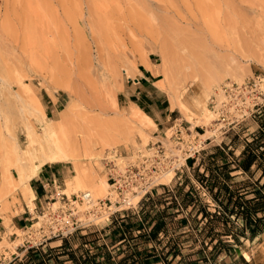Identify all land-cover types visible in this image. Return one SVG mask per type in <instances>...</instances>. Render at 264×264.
Here are the masks:
<instances>
[{"label":"rangeland","instance_id":"374dc122","mask_svg":"<svg viewBox=\"0 0 264 264\" xmlns=\"http://www.w3.org/2000/svg\"><path fill=\"white\" fill-rule=\"evenodd\" d=\"M147 54L161 68L158 86L167 92L169 103L167 86L173 82L171 86L180 89L184 110L174 108L175 121L162 130L153 126L143 133L128 122L134 104H125L122 92L130 83L127 81L136 63ZM163 57L168 62L166 67L161 62ZM234 74L238 79H233ZM256 76L261 78L260 87L264 89V0H0V166L9 165L8 176L0 178V204L18 190L31 210L33 205L27 198L31 190L26 181L49 158L62 161L75 156L83 171L84 182L77 186L74 164L61 162L71 172L63 190L57 193L69 197L92 188L106 179L101 159L105 151L114 149L119 152L115 163L121 166L135 152L150 154L156 147L166 156L163 174L171 173L172 177L166 180L161 174L153 180V189L179 181L185 168L181 150L184 143L178 146L172 123L179 124L185 143H195L199 152L206 139L224 136L216 120L202 121L204 107L211 112L209 97L213 88L225 83L240 84ZM56 92L62 99L46 112L45 96L52 98ZM250 121V116L241 121L243 134L252 129ZM56 122L58 127L47 131ZM89 127L106 128L108 140L107 146L97 144L90 152L92 159L84 157L77 140L86 135ZM86 137L93 143L100 140L96 134ZM174 160L177 162L171 163ZM23 189L27 196L21 192ZM74 206L75 218L84 228L66 236L68 248L74 244L72 250L82 255L92 241L91 251L96 252L99 249L94 248L100 244L90 239L85 240L86 247L82 246V234L88 239L92 234H102L108 224L106 213L94 210L91 216L77 208L83 204ZM57 207L63 211L67 205L53 196L33 215L30 223H37L32 228L48 222L50 210ZM195 221L194 240L190 239L193 233L189 240H180L181 234L172 224L168 237L172 240L162 236L158 244L149 241L136 246L159 253L161 259L154 264H185L187 259L183 257L198 263L201 258L211 261L209 253L216 241L202 240L196 229L203 227L204 221ZM207 226L213 228L215 239L224 238V228L230 229L217 220ZM41 227V233L48 234L47 226ZM83 230L92 231L86 234ZM10 233L8 229L6 234ZM25 233L13 230L9 238L6 234L1 237L0 262L8 263L19 246H26L22 242ZM57 238L60 237L46 240ZM171 241L177 243L179 254L174 258L167 255L164 260ZM221 255L215 256V263Z\"/></svg>","mask_w":264,"mask_h":264},{"label":"crops","instance_id":"0c3cea01","mask_svg":"<svg viewBox=\"0 0 264 264\" xmlns=\"http://www.w3.org/2000/svg\"><path fill=\"white\" fill-rule=\"evenodd\" d=\"M159 74L162 75L160 66L156 65L154 59L147 54L144 60L140 59L136 63L133 76L127 81L130 83L125 86L124 91L122 92L124 103L134 104L130 112H133L134 109H139L145 116L152 120V127L155 126L156 130H162L168 123L176 119L174 117V108L170 107L167 92L158 86V82L162 80V78H158ZM134 79H136V82L133 81ZM165 94L167 95L168 100ZM45 97L46 100L44 106L46 112L47 110H53L59 100L62 99L61 94H58L57 92L53 93L52 98L47 95ZM250 123L252 124V129L242 135V137H245L244 139L246 141L250 140L248 134L257 127L256 123L252 120ZM202 145L203 147L199 152L194 154L193 157H188L185 160V168L181 170L182 177L179 181H173L170 185V187L173 186L171 192H164V187L162 186L153 189L154 198L149 202V205L145 207V209H149L147 214L148 217H146L148 221L150 220V222H152L153 219L160 216L159 219L164 223L166 228V233L163 236L165 239H168L169 235H171L169 229L172 224L178 228L177 233L181 234L180 240H189V235H191V233H193L192 237L195 236V230H193L192 224L194 226V223H196L195 219L198 220L199 223H202L205 219H200L201 213L196 212V209L191 211L192 207L196 206L194 203H190L189 205L182 203V195L186 191H188L187 194L192 195V193H194L197 195L199 203L206 211H214V202H212L205 191V188L210 184L206 177L208 175L212 176L216 173L214 164L217 165L231 161L232 157L239 154L243 148V139L239 138V141L236 142L230 141L226 136H222L218 140L208 138ZM212 161L214 163H212ZM70 172L71 170L69 167L61 162H45L39 166L35 174L30 176L26 181L27 186L33 193V206L31 210L27 203L23 201L20 191L17 190L12 197H5L4 202L0 204V239L6 234L8 229L11 233L6 234L7 238L13 235V230H21L26 227L34 218L33 215L39 212V210L43 208L53 196H55V192H57V190H63L64 182L70 177ZM240 173L241 170L228 172V174L232 176L233 181L242 179L240 176L237 177ZM199 176L201 178L203 177L202 185L197 180ZM215 190L216 187H213V191ZM135 212L136 210L126 212V219L121 220L120 223L116 222L118 226L114 224L109 226V223H106V228L103 229L102 234L95 233V237L93 234L90 236L88 235L90 238L88 239V237H85L83 240L96 239L95 245L100 244L99 248H101V245H105L110 253H113L114 251H117L116 253H118L119 248L124 247L123 245L119 246L124 240L123 238L117 240L111 245H108L107 243L111 240L114 233H122V236L128 233L126 232L124 234V231L120 226L122 225L121 222H129L127 227L130 228V225L132 226V235H135L139 231H143V223L147 222L143 216L144 210L140 211L143 221L138 214H135ZM261 222L264 224V219H261ZM91 231L92 230L84 231V233L89 234ZM196 231L198 232L199 228L196 229ZM110 232L112 234H110ZM158 234L159 237H162L163 235L161 233ZM221 237L222 236H219V239L223 241H231L233 238L232 232H225V235L223 236L224 238ZM234 238H236V243L227 244V246H229L228 248L225 249V246L219 247V250H221L219 255L222 253L223 255H221L218 262L214 264H264V229L256 231L255 233H251L250 230L248 231L246 229L242 233L236 234ZM206 239H209V237H206ZM65 240L68 242V237H65ZM61 242L62 240L60 238L48 241L45 240L29 253L27 252V247L19 246L16 249L17 252L11 257L7 264H71L66 263V261L56 263L54 262L53 257L46 260L44 259L47 255L52 256V254L56 253L49 250L47 255H43L46 250L59 246ZM187 242L189 241H186V243ZM203 243L206 244L207 242L203 241ZM90 244L94 243H88V252L93 253ZM180 244L183 245L184 242L181 241ZM81 245L86 247V244ZM73 247H75L74 244L71 245V249ZM99 248H94V251ZM223 250H226L227 252ZM31 253H33L35 259L38 258L41 261L33 262L31 260V262H26V259L31 256ZM120 255H122V253L117 257Z\"/></svg>","mask_w":264,"mask_h":264},{"label":"trees","instance_id":"16d2710c","mask_svg":"<svg viewBox=\"0 0 264 264\" xmlns=\"http://www.w3.org/2000/svg\"><path fill=\"white\" fill-rule=\"evenodd\" d=\"M250 119L257 125V127L248 134L250 140L246 141L244 139L245 137L241 136L245 129L242 127L241 123L236 125L233 129L226 131L224 136L228 137L230 141L237 142L239 141V138L243 139V148L237 156L232 157L231 161L217 165L214 164L216 173L212 176L208 175L206 177L210 184L205 188V191L212 202H214V211H206L199 203L196 194H187L188 191H186L182 195V203L185 205L194 203L196 206L192 207L191 211L196 209V212L201 213L200 219H205L203 227L199 228V231L197 232L201 235L202 240L209 237V243L213 240L216 241L212 244L210 249L211 252L209 254L211 255V261L207 258H201L200 263H198V260L194 258L183 257V260L187 259L185 264H214L215 256L221 252L219 247L225 246L226 249L229 247L227 244L235 243L236 238H234V236L236 234L242 233L246 229L248 231L250 230L251 233L264 229V224L261 222V219H264V104L251 114ZM237 131L241 134L239 135ZM212 163L214 162L212 161ZM233 170H241V173L237 175V177L240 176L242 179L233 181L232 176L228 174L229 171ZM197 180L202 185L203 177L201 178L199 176ZM161 186L164 187V192H171L173 189V186L170 187V185ZM213 187H216L215 191H213ZM153 198L154 194L152 196L143 197L138 202L135 214H138L140 219H142L140 211L144 210L143 216L147 221L143 223V231H139L135 235H132V226L130 225V228H128L127 225L129 222L123 223L122 221V225L120 226L123 229L124 234L126 232L128 233L124 236H122V233H114L111 240L108 241L107 244L111 245L119 239H124L119 244V246L123 245L124 247L119 248L118 253L112 255L106 249L105 245H101V248L96 252L89 253V249L86 248L83 249L82 255H76L74 250L68 248V243L66 242L65 237H60L62 240L60 245L55 248L47 249L43 255H47L49 250L56 253L52 254V256L47 255L44 259L46 260L53 257L54 262L56 263H62L67 260L70 261L71 264H154L158 259H161L159 253L155 252L152 248L149 250H140L136 246L137 243L149 241L158 244L161 239L158 233L163 234L162 236L166 233L164 223L159 219L160 216H157L152 222H150V220L148 221L146 218L148 217L147 214L149 209H145V207L149 205V202ZM126 217L127 216L125 215L122 218H111L109 226L111 224L118 226L116 222L120 223V221L126 219ZM212 220L220 221L222 227H230V229L226 228V230L224 228V231L226 233H229L230 231L232 232L233 238L231 241H223L219 239V237L218 239H215L217 235L214 234L213 228L207 226ZM110 234L112 233L110 232ZM82 239H85V234H82ZM172 239L173 238L167 240ZM190 239L194 240L195 238L191 237ZM83 241L84 244L87 243V241ZM167 244L169 245V248L165 252V255H163L164 257L162 259L164 260H166L167 255L174 258L179 254L177 243L171 241ZM36 247H27V252H31ZM120 253H122V255L117 257ZM160 254H162V252H160ZM57 257L64 258L61 259ZM31 260L33 262L41 261L38 258L35 259L33 253H31V256L26 259V262H31Z\"/></svg>","mask_w":264,"mask_h":264},{"label":"built area","instance_id":"2783aa9c","mask_svg":"<svg viewBox=\"0 0 264 264\" xmlns=\"http://www.w3.org/2000/svg\"><path fill=\"white\" fill-rule=\"evenodd\" d=\"M133 81L136 82V79ZM260 81L261 78L256 76L240 84L225 83L213 88L209 97L210 108L215 115L217 124H221L223 133L233 129L264 104V89L260 87ZM171 127H174V133H177L178 146L184 143V148L181 150L184 151L185 156H182V160L185 161L188 157H193L198 152L197 145L185 143L182 135L183 130L179 124L172 123ZM158 152L161 154L158 155ZM163 154V151L156 147L150 154H142L137 151L135 155L130 156L121 166H118L115 161L119 152L116 149L105 151L101 160L106 168L105 181L108 184V194L103 198L96 199L95 204L84 212L93 216L94 210H101L106 213L109 223L111 218L125 216L126 211H135L141 198L153 195V180L165 169L164 159L166 156ZM135 195L138 196V199L133 203L131 198ZM55 196H58L59 200H63L64 206L67 205V207L63 211L60 210L61 208L50 210L47 217L49 221H43L40 226L34 229L32 227L37 221L29 223L21 229L26 232L22 238V242L26 243L25 247H36L47 238L66 237L77 229L84 228L75 218L76 207L74 204H82L87 201L88 193L80 191L67 197L63 193L55 192ZM44 225L47 226L48 234L41 233V226ZM0 264L7 263L0 262Z\"/></svg>","mask_w":264,"mask_h":264},{"label":"bare ground","instance_id":"6f19581e","mask_svg":"<svg viewBox=\"0 0 264 264\" xmlns=\"http://www.w3.org/2000/svg\"><path fill=\"white\" fill-rule=\"evenodd\" d=\"M260 32H261V30H260ZM189 41V40H188ZM263 42V41H262ZM190 43V42H189ZM192 43V42H191ZM190 46V45H189ZM186 49V48H185ZM194 53V52H193ZM164 58V57H163ZM188 58V57H187ZM161 62H162V65L163 66H167V64H168V62H167V59L166 58H164L163 60L161 59ZM230 72H228V74H229ZM231 74V77H232V72L230 73ZM229 74V75H230ZM237 75V74H236ZM168 77V76H167ZM237 77V76H236ZM235 77V74H234V76H233V79H238V77L236 78ZM166 80H168V78L166 79ZM212 80V79H211ZM208 82V81H207ZM206 82V83H207ZM209 82H210V80H209ZM212 82V81H211ZM210 82V83H211ZM159 83V82H158ZM173 83V82H172ZM172 83H171V85H172ZM159 84H161V82L159 83ZM170 84V83H169ZM167 86L168 87V90H169V95H170V98H171V100H170V107L171 108H182L183 109V103H182V101H181V92L175 87V85L174 86ZM206 86H208V83L206 84ZM214 86V85H213ZM184 88V87H183ZM38 105L42 108V105H41V103L38 101ZM181 109V110H182ZM186 109V108H185ZM184 110V109H183ZM215 115H213L208 109H206L205 107H204V110H203V112H202V118L204 119V120H202L203 121V123H207V122H211V121H213V120H215V117H214ZM127 119H129V123H131L132 124V126L136 129V131H139V132H143V133H145L146 132V130L147 129H149L150 128V126L152 127V125H153V122H152V120L150 119V118H148L147 116H145L139 109H134V111L133 112H131L130 113V115L127 117ZM58 125V122H56L53 126H51V127H48V130L47 131H49L52 127H58L57 126ZM116 129V128H115ZM110 130V129H109ZM113 130V129H112ZM86 132V131H85ZM88 134L89 135H92V134H96L98 137H99V139L100 140H98L99 142H95V143H93V142H91L87 137H86V135L88 136ZM106 134H107V132H106V128H105V130L103 129V128H101V130H94V129H91V127H89L88 129H87V133H86V135L84 134V135H82L81 136V140H79V139H77L78 140V142L80 143L81 142V148H82V150H83V152L85 153V156L84 157H87V159H92V154L90 153L91 151H93V149L96 147V145L97 144H102V146H107L108 145V140H107V136H106ZM73 146H75V144L73 143ZM76 147V146H75ZM74 148V147H73ZM73 148H71V150L73 149ZM42 150H44V148H42ZM81 157H83V156H81ZM1 160V159H0ZM2 160H3V162H4V159L2 158ZM76 160V157L75 156H70V157H67V158H65L64 160H62V161H59V160H57V159H53V158H49L48 159V162H70V163H72V164H74V169H75V172H76V180L74 181L75 182V184L77 185V186H81V184H82V180H83V182H84V179L82 178V176H83V171H82V169H80V168H78V163L79 162H77V161H75ZM7 160H5V162H6ZM121 161V160H120ZM172 162H177V160H174V161H171V163ZM78 165V166H77ZM173 165V164H172ZM41 166V165H40ZM172 168V167H171ZM38 168H35L34 170H33V174H35V172H36V170H37ZM166 171V170H165ZM163 172L164 171H162V172H160L159 174H157L156 176H155V178H154V180L156 181L158 178H159V176H161V174H163ZM8 173H9V165L8 164H2L1 166H0V178L1 179H5L7 176H8ZM32 174V175H33ZM163 177H166V180H169V179H171V177H172V175H171V173H166V174H163L162 175ZM171 176V177H170ZM96 182V181H95ZM92 186V188L91 187H89V188H87L86 186V190H83V192L84 191H86L87 193H88V195H89V199L87 200V201H85V202H83L82 204H83V207L81 208V207H77V208H80V209H78V210H80V211H87V210H89L95 203V200L96 199H98V195H104L103 197H105L107 194H108V184L106 183V181L105 180H103V179H101L100 181H98V184H96V185H91ZM80 188V187H79ZM22 193H23V195L24 196H27V191L25 190V189H23L22 191H21ZM106 192V195L104 194ZM103 197H101V198H103ZM27 198H28V201H30V202H32V198H33V193L31 192V195L30 196H27ZM100 198V197H99ZM138 199V196L137 195H135V196H133L132 198H131V202H135L136 200ZM76 204V203H75ZM32 206V205H31ZM58 208V207H57ZM53 209V208H52ZM53 211V210H52ZM97 211V210H96ZM95 211V212H96ZM76 212H77V210H76ZM81 212V213H82ZM101 212V211H100ZM92 215V214H91ZM97 215V214H96ZM103 215V214H102ZM106 217V216H105ZM87 218H89V216L87 217ZM91 218V217H90ZM94 220H95V218H93ZM49 221V220H48ZM37 223V222H36ZM35 223V224H36ZM39 224V223H38ZM33 226H35V225H33ZM45 231V230H44ZM47 231V230H46Z\"/></svg>","mask_w":264,"mask_h":264}]
</instances>
